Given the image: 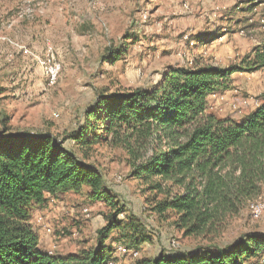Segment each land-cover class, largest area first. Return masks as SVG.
Segmentation results:
<instances>
[{
  "label": "rangeland",
  "instance_id": "rangeland-1",
  "mask_svg": "<svg viewBox=\"0 0 264 264\" xmlns=\"http://www.w3.org/2000/svg\"><path fill=\"white\" fill-rule=\"evenodd\" d=\"M262 47L264 0H0V132L52 135L101 173L104 197L126 209L119 219L133 215L149 235L138 248L129 246L137 255H122L118 248L127 244L113 231L106 241L113 264L225 248L246 234H264V183L216 233L188 236L176 215L153 211L154 193L131 176L127 150L106 141L102 122H90L83 146L70 135L100 93L151 89L169 67L241 65ZM54 62L61 69L52 84L47 67ZM262 97L264 68L233 73L208 101L218 116L239 119ZM95 195L84 188L35 207L42 249L65 255L97 246L114 207Z\"/></svg>",
  "mask_w": 264,
  "mask_h": 264
},
{
  "label": "trees",
  "instance_id": "trees-1",
  "mask_svg": "<svg viewBox=\"0 0 264 264\" xmlns=\"http://www.w3.org/2000/svg\"><path fill=\"white\" fill-rule=\"evenodd\" d=\"M251 56L228 68L169 67L151 89L100 93L70 138L83 146L90 122H102L106 141L127 150L131 176L154 193V212L176 215L188 236L216 233L221 220L258 196L264 183V97L239 119L218 116L208 101L227 88L233 73L264 68V47ZM84 188L97 200L107 192L101 173L52 135L0 132V264H108L113 249L106 241L113 231L127 247L138 248L149 238L133 215L119 219L126 209L108 196L114 211L95 248L65 255L42 249L32 222L35 207L46 194H79ZM136 264H264V234H246L221 249L162 254Z\"/></svg>",
  "mask_w": 264,
  "mask_h": 264
},
{
  "label": "built area",
  "instance_id": "built-area-1",
  "mask_svg": "<svg viewBox=\"0 0 264 264\" xmlns=\"http://www.w3.org/2000/svg\"><path fill=\"white\" fill-rule=\"evenodd\" d=\"M41 63L43 64L44 61H41ZM47 69H48L47 73L51 76V80H52L51 82H52V84H54L55 78L57 77V74H58L59 70L61 69V66H60V64H57L54 62L50 65L49 68L47 67ZM47 230H48V232L52 231V229L50 227H48ZM118 249L122 255H132V256L137 255V251H134L125 245L120 246ZM50 253L52 254V252H50ZM108 264H113V262L111 261Z\"/></svg>",
  "mask_w": 264,
  "mask_h": 264
},
{
  "label": "crops",
  "instance_id": "crops-1",
  "mask_svg": "<svg viewBox=\"0 0 264 264\" xmlns=\"http://www.w3.org/2000/svg\"><path fill=\"white\" fill-rule=\"evenodd\" d=\"M47 39H48V38H47ZM40 44H41V43H36V45H40ZM73 195H77V194L74 193V192H70V193H66V194L58 195V196H60V197H67V196H73ZM50 196H52V195H50V194H46V198H48V197H50ZM35 211H38V209H35ZM32 222H33V218H32ZM45 243H46V244H50V239L46 238ZM84 248H85V247H84ZM74 252H76V251H74ZM74 252L70 251V252H68V253H74Z\"/></svg>",
  "mask_w": 264,
  "mask_h": 264
},
{
  "label": "bare ground",
  "instance_id": "bare-ground-1",
  "mask_svg": "<svg viewBox=\"0 0 264 264\" xmlns=\"http://www.w3.org/2000/svg\"><path fill=\"white\" fill-rule=\"evenodd\" d=\"M262 207L264 208V204H263V205H260L259 208H262ZM254 211H255L256 213H260V212H261V209H258V211H257V209H255Z\"/></svg>",
  "mask_w": 264,
  "mask_h": 264
}]
</instances>
